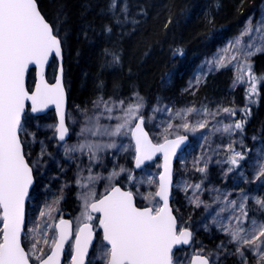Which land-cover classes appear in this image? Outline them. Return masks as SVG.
<instances>
[{
  "label": "trees",
  "instance_id": "trees-1",
  "mask_svg": "<svg viewBox=\"0 0 264 264\" xmlns=\"http://www.w3.org/2000/svg\"><path fill=\"white\" fill-rule=\"evenodd\" d=\"M263 1L37 0L43 15L58 30L63 44L64 81L69 106L93 98L106 101L121 97L125 108L138 102L145 104V109L142 112L140 109L139 115L147 122L146 111L157 102L163 110L170 104L187 109L195 108L202 100L210 106L226 101L235 110V115L230 114L235 123L244 122L242 130L236 129L242 144L234 143L232 150L241 155L237 157V164H232L230 175L246 165L257 138L264 140V52L252 57L251 69L240 73V80L234 76L232 69L221 68L211 70L194 93L190 92L188 85L198 68L211 59L215 50L230 37L239 36L247 19L260 13ZM56 63L54 60L50 65L49 80L53 79ZM249 75L257 79L249 81ZM34 77V70H31L29 89L33 86ZM252 86L257 88V94L250 92ZM170 109L176 110L175 107ZM245 109L250 111L245 112ZM147 128L153 137L150 125L147 124ZM186 132L176 129L168 137L189 134L194 140L193 135ZM110 161L109 158L105 159L102 173ZM29 162L34 167L30 158ZM48 163L55 167L52 158ZM128 163L131 174L135 175L138 171H135L133 161ZM78 170V159L75 157L67 170L55 171L64 183L69 180L57 212L64 210L72 218L80 210L78 179L74 178ZM214 171L216 169L213 167L211 173ZM208 175L193 172L192 178H203L207 183ZM35 177L33 191L39 188L43 179L37 169ZM231 180L230 177L229 182ZM123 182L122 178L116 181L124 185ZM101 184L102 181L97 191H101ZM155 186L154 194L157 182ZM248 186L244 185L245 188ZM137 202L141 206L147 205L138 197ZM203 216L204 210L200 208L185 223V227L194 232L193 242L188 249L199 241L220 245L223 247V259L228 264H238L237 256H228L236 252L237 247L227 241L226 234L215 231L213 226L202 229L200 221ZM54 234L56 237V232ZM178 251L176 249L175 253ZM196 252L194 250L193 254ZM253 255L254 251L244 249V256L249 261ZM209 258L213 264L212 258Z\"/></svg>",
  "mask_w": 264,
  "mask_h": 264
},
{
  "label": "snow or ice",
  "instance_id": "snow-or-ice-1",
  "mask_svg": "<svg viewBox=\"0 0 264 264\" xmlns=\"http://www.w3.org/2000/svg\"><path fill=\"white\" fill-rule=\"evenodd\" d=\"M262 29H264V23L254 29L249 19L240 37L222 50L223 53L226 55L229 51H236L238 55L245 57L243 67L250 70L251 65L247 63L246 57L253 54L247 51L253 47V44L250 42L245 45L243 38L247 36L252 41L253 33L260 34ZM259 38L264 40V34H261ZM260 50L262 49H257V51ZM61 53V39L58 30L54 29L53 25L41 14L37 0H0V221L3 224L0 228V264H32V257H35L37 264H60L64 244L71 236V221L61 219L56 225L58 228L56 238L51 241V255L46 258L43 255H37V252L42 253V249L38 248L40 241L35 237H33L35 242L31 244L30 250L26 251L22 243V234L25 232L24 204L29 188L34 182L33 168L26 159L24 144L21 140L25 101H31L32 112H37L49 104L55 105L59 113L56 132L59 140L64 141L69 129L65 124L66 96L62 79L57 78L56 83L50 85L43 76L49 57L53 54L59 57ZM224 59L225 56H221L214 62L220 66H226ZM236 59L237 56L232 57V60ZM32 64L40 68L41 79L35 91L30 93L25 86V76L29 65ZM60 71L63 72L62 67ZM237 79L240 80L241 77ZM247 79L251 81L257 78L249 75ZM250 92L257 94V88L252 86ZM123 103L120 101L121 106ZM95 106L100 107V104L97 103ZM142 107L143 104L139 102L128 105L124 112V122L117 124L114 129L100 126L98 123L100 116H95L89 118L96 122L93 127L86 126L80 132L81 135L90 132L93 135L117 136L123 128L128 126L130 120L136 119L139 121L133 133L138 153L136 166L139 167L144 160L151 159L154 152L162 151L165 155V171L159 177L158 190L154 194L162 201L160 207H137L135 194L130 190H122L119 186H112L101 198L96 199V194L89 185L94 184L100 178L98 176L89 175L88 184H81L82 188L88 189L83 195L86 219L89 221L92 219L90 212L102 214L99 223L103 228V240L110 245L105 253L107 264H174V247L190 243L192 239V233L187 228L177 231V220L169 206L171 171L168 162L187 140V137L178 136L175 140L165 138L163 144L154 145L143 128L144 117L139 115ZM103 108L104 112L112 111L107 102H104ZM197 111L199 110L196 108H187L177 112L176 116L181 117ZM222 111L235 115V110L231 108H224ZM248 111L250 109H245V112ZM203 112L212 114L208 113L206 108ZM108 118L112 119L110 115ZM117 119L120 118L117 117ZM207 125L208 121L205 120L198 122L197 127L206 128ZM180 126L185 129L189 128L188 123ZM243 126L244 122L241 121L234 125L224 126L223 131L230 132L233 128L242 130ZM192 130L195 131V127ZM117 147L115 143L86 141L73 149H66V153L68 151L84 152L86 149L91 161L99 159L97 153L101 150ZM229 148L231 149V145ZM240 155V153H235L231 158L233 165L237 164V157ZM120 171L123 172L124 169ZM198 171L203 172L205 169L201 168ZM117 175L118 173L113 171L108 179L111 180ZM260 175H264V167L261 168ZM77 183L80 184V181L78 180ZM149 183L152 182L149 181ZM195 187L199 189L200 185L197 184ZM247 199L245 196L244 202L239 205L240 214L235 217V226L233 227L229 221L227 225L221 224L220 228L230 236V243L238 245L236 254L242 258L243 264H247V258L244 256L245 248L255 252L257 264H264V218L249 220L245 206ZM194 203L199 206L200 201L196 200ZM230 203L233 208L236 207L235 201ZM255 203L264 210V200L257 198ZM46 207L49 209L48 212H40L42 218L51 213V207ZM245 224H248V227H245ZM31 231L36 232L37 229ZM92 237V225L84 223L76 235L72 264H85ZM43 242L48 243V240L45 239ZM192 264H209V258L197 254Z\"/></svg>",
  "mask_w": 264,
  "mask_h": 264
},
{
  "label": "rangeland",
  "instance_id": "rangeland-1",
  "mask_svg": "<svg viewBox=\"0 0 264 264\" xmlns=\"http://www.w3.org/2000/svg\"><path fill=\"white\" fill-rule=\"evenodd\" d=\"M247 24L243 31L246 29ZM247 38V36L243 38V43L245 45L248 44ZM255 39L256 37H254L253 40ZM231 42L232 41H227L223 46L219 47L213 57L199 67L194 78L189 81L188 89L191 90V93H194L196 88L203 82L206 68L207 70L210 69V67L213 68L212 62L214 63V60L221 58V56H225L224 63L227 67L233 69L236 78L243 71L248 72L249 69L243 67L245 57L238 55L234 50L229 51L226 55L223 53L222 50ZM263 47L264 45L260 49ZM250 49L247 51L253 54L246 57L247 63L249 64L254 52H259L257 49L253 51ZM263 52L264 51L261 53ZM233 56H237V59L232 60ZM54 74H52L53 77ZM120 101H123V98L115 97L106 101H98L93 98L80 103H71L68 110L70 137L65 142L57 140V122L53 111H49L38 117L29 114L25 116L22 123V141L27 156L34 164V170H39L41 177H43L39 188L32 192L27 206V221L24 235V243L27 250H30L31 244L35 242L33 239V237H35L36 240L40 241L38 248L42 249V253L37 252V255L45 256L49 253L52 247L51 241L55 238V225L59 218V211L57 212L59 209L58 205L69 182V180H66L64 183V181L60 180V177L56 176L55 171L56 169L61 171L64 168L67 170L70 162L74 161L75 157L78 159L79 170L76 174L74 173V178L80 181V184H78V203L80 210L73 218L75 230L82 222L89 221L84 215L86 209L83 202V195L88 189L81 187V184H88L87 178L89 175L100 177L94 184L89 185V187L94 190L96 196L103 194L116 183L119 178H122L124 181L123 183H125L124 186L126 185L129 187L141 201L152 207L161 206L159 200H156L154 197L156 180L160 172V160L147 165L135 175L131 174V167H129L128 161H133L135 156V147L131 138V131L136 119L130 120L128 126L123 128L121 133L117 136L93 135L90 132H86L83 135L80 134L82 128L86 126L93 127L96 122L94 120H89V118L95 116H100L98 121L100 126L109 129H114L117 124L123 123L124 112L127 108L124 107V103L123 106H121ZM104 102H107L108 107L112 108L110 113L104 112ZM97 103L100 104V107L95 106ZM145 106L146 105L143 104L140 112H142L143 108L145 109ZM170 107H175L176 110L173 111ZM184 108L185 107H176L170 104L162 110V105L157 102L151 105L146 111V123L150 125L156 142L163 141L168 137L170 132L176 129L180 132L189 131L194 137V140H192L180 154L175 172L174 192H176V197H173V206L179 220L180 228L186 226L185 223L191 219L193 213L200 208L204 210V216L200 221V227L202 229L205 230L213 226L215 231H219L221 229L220 225H227L229 221H231L234 227L236 224L233 221L234 208L230 202L233 199H235L236 202L237 198L245 194L248 198L246 201V209L248 211L249 220L253 219V217L257 220L264 218V210L261 209L260 205L255 203L257 198L264 200V175H260L261 168L264 167V140L257 138L256 145L252 150V155L246 165L241 166L235 173L230 175L229 173L231 171L229 169H231L232 166L231 158L235 154L232 147L234 143L242 144V139L239 135L240 133L235 131V128L230 132L223 131L224 126L235 124L230 114L222 111L224 108H230L227 102L221 101L216 106H210L208 102L202 100L199 102L198 106L195 107L199 111L177 117L176 113L181 110H186ZM205 108L208 110V113L214 115L205 114L203 112ZM102 112H104L103 115H101ZM109 115L112 119L108 118ZM117 117L120 119H117ZM205 120L208 121L206 128L197 127L198 122H203ZM183 123H188L189 128L185 129L181 127L180 125ZM169 125H171V127H169ZM193 127L196 129L195 131L192 130ZM86 141L104 144L115 143L118 147L101 150L97 153L99 159L91 161L89 160L86 149L84 152L68 151L66 153V149H73ZM229 145H231V149ZM51 158L55 162L54 165L56 168L48 163V160ZM108 158L111 161L106 166L105 172L103 171L104 173H102V166L104 165L105 159ZM87 162H89V164ZM213 167L216 171L211 173ZM201 168L205 169L202 173L209 174L207 176V183L204 182L203 178H192V173H201V171H198V169ZM120 169H124V171L121 172ZM113 171L118 173V175L109 180L108 177ZM230 177L232 178L231 182H229ZM100 181H102V189L101 191H97ZM149 181L152 183H149ZM197 184L200 185L199 189L195 187ZM245 184H249L248 188L244 187ZM196 200L200 201L199 206L194 203ZM55 201H58V203H54ZM46 206L51 207V213L42 218L40 212H48L49 210ZM222 209L223 211H221ZM89 214L92 216L90 222L95 223L96 216L91 212ZM48 225H51V227H48ZM244 226L248 227V224ZM32 229H37V231L32 232ZM96 229L98 228L96 227ZM45 239L48 240V243L43 242ZM230 239V236H228L227 241L229 242ZM234 245L236 247L238 246L236 244ZM108 248L109 246L103 241L102 235L97 234V240L88 264H107L105 253ZM221 249H223V247L220 245L199 241L196 242L191 249L182 247L177 253L174 252V264H189L194 250L209 255L212 258L213 264H228L227 260L223 259ZM72 251L73 241L67 249L65 264H70ZM229 254L228 256L230 258L237 256L239 259L237 263L243 264L242 258L236 254V252ZM217 256L219 257L218 259ZM246 258L247 264H257L256 254L253 255L251 261H249L248 257ZM32 261H36L35 257H32Z\"/></svg>",
  "mask_w": 264,
  "mask_h": 264
},
{
  "label": "water",
  "instance_id": "water-1",
  "mask_svg": "<svg viewBox=\"0 0 264 264\" xmlns=\"http://www.w3.org/2000/svg\"><path fill=\"white\" fill-rule=\"evenodd\" d=\"M37 4H38V2H37ZM38 7H39V4H38ZM39 10H40L41 14L43 15V13H42L40 7H39ZM43 16H44V15H43ZM44 17H45V16H44ZM45 19H46V17H45ZM46 20H47V19H46ZM47 21H48V20H47ZM48 22H49V21H48ZM49 23H50V22H49ZM50 24H51V23H50ZM61 47H62V53H61V56L58 57V56H56L55 54H53L52 56L49 57V60H48L47 64H46L45 67H44L43 76H44V80H45L48 84H50V85H51V84H55L57 78H61V79H62L63 87H64V90H65V96H66L65 106H64V111H65V124H66V126L68 127V129H69V126H68L69 94H68V90H67V88H66V86H65V81H64V72H65V71H64V49H63L62 41H61ZM53 59H55V60L57 61L58 66H57V70H56V73H55L54 79H53L52 81H50V80L48 79V70H49L50 63H51V61H52ZM61 67L63 68V72H62V73H61V71H60ZM31 69H34V72H35V81H34V85H33L32 90H29V88H28V79H29V73H30ZM40 79H41L40 68H39L37 65H35V64L29 65L28 71H27L26 76H25V86H26V88L28 89V91H29L30 93L35 91L36 85H37L38 83H40ZM49 111H53V112L55 113L56 120H57V125H58V123H59V113H58V111H57L55 105L49 104L47 107L42 108L41 110H39V111H37V112H32V111H31V101H30V100H27V101H25V111H24L23 120H24V118H25V115H26L28 112L30 113V115H32V116H37V117H38V116H41V115L46 114V113L49 112ZM23 120H22V123H23ZM137 123H139L138 120L135 121V123H134V125H133V128H132V131H131L132 141H133V143H134V145H135L134 167H135L136 170H140V169L144 168L146 165H148V164H150V163H153V162H155L156 160H158V159L160 158V160H161V169H160V173H159V177H160L162 174H164V171H165V169H164V165H165V155H164V153H163L162 151L154 152V153L152 154V158H151V159L144 160L143 163H142L139 167L136 166V156L138 155V153H137V151H136V141H135V136L133 135V133L135 132V125H136ZM143 128H144V130L148 133L149 138L151 139V141H152V143H153L154 145L163 144V143L165 142V140H163V141L160 142V143H156V142H154V140H153L152 137H151L150 131L147 129V127H146V125H145V121H144V124H143ZM178 136H186V137H187V140H186V141L180 146L179 149H177L176 154L170 157L168 163H169V168H170V171H171V188H170V194H169V206H170V208L172 209V213H173V215L176 217V220H177V231L179 232V231H181V230H183V229H185V228H183V229H181V230L179 229L178 218H177V216H176V214H175V212H174V207H173V205H172V199H173V188H174V180H175V178H174V172H175V170H176V165H177V161L179 160V156H180V154L182 153V151H183V150H184V149L190 144V142H191V137H190L188 134H182V135H178ZM178 136L170 137V138H167V139H168V140H175ZM69 137H70V129H69V132H68V134H67V136H66V138H65L64 141H60V140H59V138H58V133H57V139H58V141H60V142H65L66 140L69 139ZM21 140H22V138H21ZM24 152H25L26 159L28 160L27 155H26V151H25V146H24ZM28 163H29V160H28ZM29 164H30V163H29ZM30 166H32V165L30 164ZM32 168H33V167H32ZM32 175H33V178H34V182H33V184L31 185V187L29 188L28 196L26 197V199H25V204H24V210H25V228H26V221H27V205H28V202H29L30 195H31V193H32V189H33V187L35 186V183H36V179H35V175H34V170H33ZM159 177H158V181H159ZM114 186H119L122 190L129 191V189H127V188L121 186L120 184H116V185H114ZM130 191H131V190H130ZM158 199L160 200L159 197H158ZM135 202H136V205H137L136 197H135ZM160 202H161V206H162V201L160 200ZM137 207H141V206H138V205H137ZM146 207H148V206H146ZM141 208H142V207H141ZM92 213L95 214V215H98V216H99V220H100V218H101V216H102L101 213H99V212H92ZM61 219H64V220H66V221H71V225H70L71 236H70V237L68 238V240L65 242L64 247H63L62 254H61V256H60V264H65L67 247H68L69 243L71 242V240L74 239V244H73V255H74V254H75V252H74V245H75L76 235H77L79 229L83 226L84 223H82V224L79 226V228H78L76 234H74V226H73V222H72V220H71L69 217H64V218H61ZM61 219H60V220H61ZM60 220L57 221L56 225L59 224V221H60ZM99 220H98L99 233L102 235V238H103V228H102V226L100 225ZM85 223H89V224L92 225V232H93L92 241H91V244L89 245L87 256L85 257V264H87V263H88V259H89L90 254H91L92 247H93V245H94L95 242H96V231L94 230V225H93L92 223H90V222H85ZM187 229L192 233V239H191V242H190V243H187V244H181V245L175 246L174 249H173V253H174V251H175L176 248H181V247L187 248V247H189V246L191 245L192 240H193V232H192V230H190L189 228H187ZM56 230H57V232H58V228H57V227H56ZM24 234H25V232L22 234V243H23V245H24ZM105 243L107 244L106 241H105ZM107 245H108V244H107ZM24 247H25V245H24ZM109 247H110V245H109ZM25 250L27 251L26 247H25ZM51 253H52V249H51V251H50V252H49L44 258H46L48 255H51ZM197 254H200V253H196V254H194V255L191 257L189 264H192V261L195 259V257L197 256ZM73 255H72V256H73ZM200 255L206 256V255H204V254H200ZM32 264H37V262H32ZM71 264H72V260H71ZM209 264H211L210 259H209Z\"/></svg>",
  "mask_w": 264,
  "mask_h": 264
},
{
  "label": "built area",
  "instance_id": "built-area-1",
  "mask_svg": "<svg viewBox=\"0 0 264 264\" xmlns=\"http://www.w3.org/2000/svg\"><path fill=\"white\" fill-rule=\"evenodd\" d=\"M261 42L259 41L258 43H256L255 45H254V47H253V50H256V49H258V48H260V46H261ZM242 202H244L243 201V199H240L238 202H237V204H236V209L239 211V205L242 203Z\"/></svg>",
  "mask_w": 264,
  "mask_h": 264
},
{
  "label": "bare ground",
  "instance_id": "bare-ground-1",
  "mask_svg": "<svg viewBox=\"0 0 264 264\" xmlns=\"http://www.w3.org/2000/svg\"><path fill=\"white\" fill-rule=\"evenodd\" d=\"M261 18L264 20V7H263V9H262ZM232 40H233V38L230 37L227 41H232ZM227 41H226V42H227ZM197 71H198V70H197Z\"/></svg>",
  "mask_w": 264,
  "mask_h": 264
},
{
  "label": "flooded vegetation",
  "instance_id": "flooded-vegetation-1",
  "mask_svg": "<svg viewBox=\"0 0 264 264\" xmlns=\"http://www.w3.org/2000/svg\"><path fill=\"white\" fill-rule=\"evenodd\" d=\"M63 214L65 215V212H64V210H62V211L58 212V215H59V217H63Z\"/></svg>",
  "mask_w": 264,
  "mask_h": 264
}]
</instances>
